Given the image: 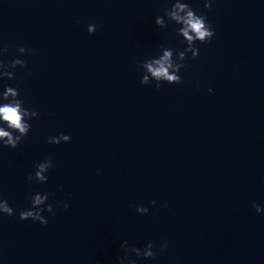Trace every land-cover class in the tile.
Returning <instances> with one entry per match:
<instances>
[{
    "label": "clouds",
    "instance_id": "1",
    "mask_svg": "<svg viewBox=\"0 0 264 264\" xmlns=\"http://www.w3.org/2000/svg\"><path fill=\"white\" fill-rule=\"evenodd\" d=\"M213 2L214 0H204V7L211 11ZM163 11L164 15L157 16L155 19L156 26L160 29H165L171 23L179 25L180 27L176 30V35L183 38L186 46L183 50H179L160 45V54L158 56L136 60L137 67L143 71L140 84L150 85L154 81L156 90H159L164 83L169 85L180 84L182 77L179 73L185 67V61L189 58L188 53H191V59L198 58L200 49L197 45L211 43L215 35V30L208 22L207 16L198 14L186 0H174L171 7H167ZM87 31L89 34H94L96 32V25L89 24ZM28 51L30 50L23 46L17 49V52L21 55ZM7 53V47H0V55ZM25 67L26 61L19 57L8 62L0 59V80L5 78L15 80L16 74L12 70L17 68L23 69ZM27 75H31V72H28ZM208 91L212 92V89L209 88ZM0 101H2L0 102V147L15 149L29 134L32 127L30 121L38 117L39 113L35 109L24 106V101L20 97L18 87L5 86L4 90L0 92ZM71 139L70 135L60 132L56 136H49L47 142L59 145L61 143H70ZM34 168V172H30L27 175L28 182L47 183V173L53 168V160L51 157H48L41 162H37ZM49 195L47 192L34 193L31 197V207L19 212V220H32L39 222L43 226H47L48 219L44 213L47 212L53 216L56 214L53 204L48 203ZM150 203L152 206H155L157 201L152 200ZM164 206H167L166 203ZM252 207L258 214L264 211V208L257 203H253ZM62 208L67 210L69 204L62 202ZM136 211L139 214L147 215L149 208L137 206ZM0 214L7 216L16 214V210L2 197H0ZM120 247L124 254L117 257V264H137V260L139 259L154 260L157 251L164 252L167 250L168 242L163 241L157 245L150 241L145 247L140 248L134 245L130 246L129 242L124 240ZM133 256L136 259H133Z\"/></svg>",
    "mask_w": 264,
    "mask_h": 264
}]
</instances>
